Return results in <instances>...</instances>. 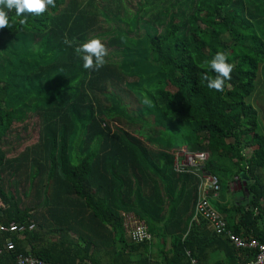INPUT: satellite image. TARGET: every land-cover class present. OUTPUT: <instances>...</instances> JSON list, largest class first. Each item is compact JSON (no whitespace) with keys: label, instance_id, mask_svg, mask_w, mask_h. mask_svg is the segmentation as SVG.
<instances>
[{"label":"trees","instance_id":"1","mask_svg":"<svg viewBox=\"0 0 264 264\" xmlns=\"http://www.w3.org/2000/svg\"><path fill=\"white\" fill-rule=\"evenodd\" d=\"M103 1L54 0L43 14L25 13L23 26L13 9L0 29V225L25 227L0 231V264L19 254L46 264H206L213 252L224 256L215 264L253 259L255 250L191 222L197 179L174 172L167 151L178 141L208 153L214 175L226 159L233 181L244 173L247 195L216 208L232 233L264 244V135L245 101L264 80V0ZM130 12V25L119 22ZM93 38L120 58L84 69L74 49ZM217 52L233 65L222 92L203 78L216 76L205 61ZM164 132L176 134L166 145L156 141ZM123 213L168 236L169 249L133 243Z\"/></svg>","mask_w":264,"mask_h":264},{"label":"built area","instance_id":"2","mask_svg":"<svg viewBox=\"0 0 264 264\" xmlns=\"http://www.w3.org/2000/svg\"><path fill=\"white\" fill-rule=\"evenodd\" d=\"M173 170L177 174L190 173L197 179L196 184V201L193 207L192 223L204 221L210 226L212 231L224 237L231 245L237 249L255 250L253 259L241 264H264V244L256 240H246L235 235L228 229L227 222L224 217L216 211L210 204V200L218 199L220 191V181L218 177L207 171L205 164L208 153L204 151H192L185 147L177 149L174 153ZM122 226L125 233L129 236L133 243L141 244L150 242L152 236L149 233L146 224L132 213L122 214ZM33 226L29 227L31 230ZM1 231L23 232L24 226H16L11 224L10 227H0ZM7 250L14 249V243L8 240L5 243ZM15 264H46L30 255L19 254L15 258ZM192 264H196L192 261ZM225 264V263H222Z\"/></svg>","mask_w":264,"mask_h":264},{"label":"clouds","instance_id":"3","mask_svg":"<svg viewBox=\"0 0 264 264\" xmlns=\"http://www.w3.org/2000/svg\"><path fill=\"white\" fill-rule=\"evenodd\" d=\"M48 6L54 8V0H0V29L10 27L8 12L13 9L17 17H24L18 20V23L23 26L27 24L25 13L40 15L47 11ZM63 43L71 47L76 41H70L65 37ZM74 51L83 60L84 69L98 71L99 68L104 66V57L107 55V49L99 39L93 38L83 42L75 47ZM226 60L225 53L217 52L210 61H205L207 67L216 73L214 78L207 75L203 77L208 81L207 87L209 89L222 92L225 81L231 79L230 74L233 70V65L227 63Z\"/></svg>","mask_w":264,"mask_h":264},{"label":"rangeland","instance_id":"4","mask_svg":"<svg viewBox=\"0 0 264 264\" xmlns=\"http://www.w3.org/2000/svg\"><path fill=\"white\" fill-rule=\"evenodd\" d=\"M100 2H104L103 0H100ZM124 6V5H123ZM168 11H172V12H177L178 10V6H168ZM125 9V6H124ZM129 17L124 18L123 16L121 18H123L122 20H120L119 22H121L124 25H130L131 19H132V13H127ZM164 26L161 27L160 31H163ZM108 37H106L105 39H107ZM14 43V34H10L7 35L5 37L3 46H8L11 47L10 45H13ZM107 58L110 60H117L118 58H120V55L118 54V52L110 50V52L107 54ZM264 73V72H262ZM132 81V80H131ZM131 98H129L130 104L135 107V108H139L141 106L140 103L136 102L132 96H130ZM246 103L251 104L257 111L258 117H257V122H258V132L262 135H264V80L260 78V80L257 83V88L256 91L248 98H246ZM135 102V103H134ZM176 134H171L170 132H164L162 134L161 139H157L156 141L160 144L166 145L167 142H169V140L174 137ZM163 140V141H162ZM179 143L177 142H171L172 144V149L176 148V144ZM253 150L252 148L246 149L245 150V156L249 157L251 152ZM222 162H225L222 164V167H224L226 169L225 173L223 171H217V177L221 183L222 186V191L221 194L223 196V198L227 199L230 203L233 202L234 200H242L243 196L245 195V192L242 191H235L238 190V188L235 186V184L232 181L233 175L234 173L237 171L235 166L229 162V160H223ZM217 200V199H216ZM216 200H210V204L211 206L216 210ZM224 218L227 219L228 216H223ZM211 231H208L206 229L205 233H210ZM164 236H161L160 234H157L155 236H152V240L150 243V248L151 251L154 250H168L169 249V238L168 236H165V238L163 239ZM162 239V240H161ZM166 242V243H165ZM165 243V244H164ZM220 254H212L211 256V260H217L218 258H220Z\"/></svg>","mask_w":264,"mask_h":264},{"label":"crops","instance_id":"5","mask_svg":"<svg viewBox=\"0 0 264 264\" xmlns=\"http://www.w3.org/2000/svg\"><path fill=\"white\" fill-rule=\"evenodd\" d=\"M182 147V146H181ZM181 147H178V148H175V149H170V150H168L167 151V153H169L171 156H172V158H173V162L175 161L174 159V155H173V153L177 150V149H180ZM183 147H185V148H187L186 146H183ZM188 149V148H187ZM190 150V149H189ZM173 162H172V164H173ZM233 181V180H232ZM233 183L235 184V186L238 188V190H235V191H242L243 192V188H241L240 189V187H239V181L237 180V179H234V181H233ZM197 191V190H196ZM217 200H219V202H220V204H222V205H228L229 204V201L227 200V199H225V198H223V196H222V198H218ZM193 207H194V205H193ZM143 221V220H142ZM144 222V221H143ZM201 222H204V221H200L199 223H201ZM145 223V222H144ZM205 223V222H204ZM11 224H14V223H11ZM11 224L9 225V226H2V225H0V227H6V228H8V227H10L11 226ZM17 226V225H16ZM206 229L208 230V231H211V232H213L212 231V229L210 228V226L209 225H207L206 223L204 224V227H203V234L204 235H207V234H210V233H205V231H206ZM1 231V230H0ZM1 232H8V231H1ZM9 233H14V232H9ZM19 233H21V232H19ZM8 241V240H7ZM6 241V242H7ZM212 254H220V258H218L217 260H214V261H212L211 260V256H212ZM223 258H224V256H223V254L222 253H219V252H213V253H211L210 254V259L206 262V264H215V263H217V262H219V261H221V260H223ZM195 263H196V261L195 260H193Z\"/></svg>","mask_w":264,"mask_h":264},{"label":"water","instance_id":"6","mask_svg":"<svg viewBox=\"0 0 264 264\" xmlns=\"http://www.w3.org/2000/svg\"><path fill=\"white\" fill-rule=\"evenodd\" d=\"M239 187H240V189L241 188H243L244 189V192H245V195H247V193H246V186H247V184H248V178L246 177V175L244 174V173H240V175H239Z\"/></svg>","mask_w":264,"mask_h":264}]
</instances>
